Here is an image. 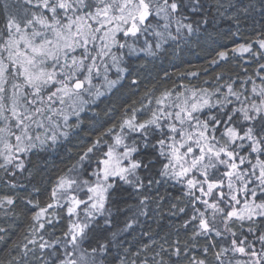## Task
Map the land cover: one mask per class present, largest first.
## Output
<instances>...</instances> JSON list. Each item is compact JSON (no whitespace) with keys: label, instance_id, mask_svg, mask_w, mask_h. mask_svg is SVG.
<instances>
[{"label":"snow or ice","instance_id":"1","mask_svg":"<svg viewBox=\"0 0 264 264\" xmlns=\"http://www.w3.org/2000/svg\"><path fill=\"white\" fill-rule=\"evenodd\" d=\"M259 6L264 11V0ZM255 7L215 0L221 16L233 9L229 19L237 25L239 12ZM207 8L206 0L5 3L0 22L3 183L23 187L16 177L26 171V161L67 141L88 104L131 76L132 57L157 58L170 42L179 47L209 24ZM232 35H240L239 28ZM232 54L257 65L253 75L259 83L253 75L238 77L237 83L218 74L216 80L224 82L216 87L162 86L157 94L153 86L139 103H126L118 120L57 176L43 202L23 198L30 223L15 245L19 255L9 264H264V32L218 50L211 63L228 61ZM168 78L164 72L160 79ZM130 83L139 90V78ZM165 185L179 186L181 193L170 212L186 201L178 212L184 214L179 228L188 238L152 239L130 252L120 237L149 215L153 202L162 203L165 197L154 193ZM117 193L137 203L121 195L127 205L121 208ZM17 199L11 192L0 194V209H14ZM129 211L132 216L117 226V213ZM151 245L159 250L152 249L149 259Z\"/></svg>","mask_w":264,"mask_h":264},{"label":"trees","instance_id":"2","mask_svg":"<svg viewBox=\"0 0 264 264\" xmlns=\"http://www.w3.org/2000/svg\"><path fill=\"white\" fill-rule=\"evenodd\" d=\"M222 2L232 3L239 8H243L251 2L256 7L248 13L240 11L239 25H237L234 20L229 19L233 9H228V12L221 16L215 9V0H206L209 24L205 25L199 33L188 37L187 41H180L179 47L173 42L166 44L164 46L166 51L157 58L147 57L144 53L138 57H132L129 61L131 76L126 77L122 81V86L113 89L110 94L102 96L95 103L88 104L86 110L80 115L82 121L80 127L67 141L59 144L55 150L32 155L26 161V171L18 173L16 177L23 187L10 189L3 183V179H0V194L11 192L18 198L17 206L14 209H0V228L7 230L6 233H0V236H4V240L0 241V264H9L12 257L19 255L18 251L14 250L15 245L21 243L30 223V206L25 205L23 198L31 196L43 202L45 194L50 190L57 176L66 172L75 163L80 151L85 149L113 121L118 120L120 111L126 103L131 104L133 100L139 103L143 93L153 86L157 89L158 94L162 86L171 88L174 85L192 83L197 86L216 87L224 80L246 78L247 75H253L257 65L246 63L247 56L241 58L232 54L228 61H221L219 64H212L211 60L218 50L235 47L237 43L245 42V38L256 39L260 32H264V11L260 9L259 0H222ZM5 3L11 6L14 4V0H0V22L4 17L3 5ZM205 28L207 31L204 30ZM238 28L240 35L233 36L232 34L237 32ZM148 38L150 41L154 40L151 36ZM142 43L141 40V45ZM243 68H247V73L243 71ZM164 72L169 74L167 80L160 79ZM191 72H196L199 75L197 77L186 75ZM114 73L113 69L110 73V77L113 79L115 78ZM182 73L185 75H181ZM218 74H222L224 80L217 81ZM132 78H139L141 81L138 91L130 83ZM253 79L257 83L260 82L259 78L254 75ZM237 83H239V79H237ZM248 87L250 88L251 85L249 84ZM101 90L103 91V89ZM109 109L112 110L111 114L106 115ZM75 119L72 117L70 122H74ZM85 167H89L87 162ZM28 170L32 172L31 177L27 175ZM0 177H3L2 172H0ZM34 188H39L40 191L34 192ZM154 194L165 197L162 203L157 207L153 202L149 209V215L139 217V222L120 237L123 246L128 247L130 252L142 250V246L150 244L152 239L163 243L165 239L171 242L177 238L181 241L188 238L185 230L179 228L184 214L178 212V208L183 206L186 201L178 203L177 209H171V212H176V215H172L170 212L171 204L177 203L174 198L181 194L179 186L165 185ZM121 195L129 204L137 203L133 196H129L127 193H117L121 208L127 207L119 200ZM131 216V211L117 213V226L123 227L126 217ZM144 233H149V235ZM152 249L158 251V245H151V249L147 253L149 259L153 254ZM144 255L145 253L141 251V258ZM129 258L135 259L131 256Z\"/></svg>","mask_w":264,"mask_h":264}]
</instances>
